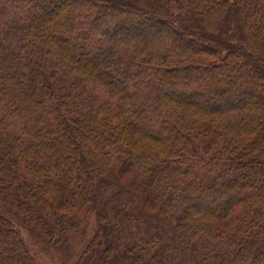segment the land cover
Returning <instances> with one entry per match:
<instances>
[{"label":"trees","instance_id":"trees-1","mask_svg":"<svg viewBox=\"0 0 264 264\" xmlns=\"http://www.w3.org/2000/svg\"><path fill=\"white\" fill-rule=\"evenodd\" d=\"M52 1L0 0V264H41L21 229L75 264H264V0Z\"/></svg>","mask_w":264,"mask_h":264},{"label":"rangeland","instance_id":"rangeland-1","mask_svg":"<svg viewBox=\"0 0 264 264\" xmlns=\"http://www.w3.org/2000/svg\"><path fill=\"white\" fill-rule=\"evenodd\" d=\"M55 2H56L55 0L52 1V3ZM61 2H66V1L62 0ZM54 11L55 8L53 12ZM136 29L137 28H135L134 32L137 33ZM123 31L126 32L125 29ZM21 231L26 239L28 246L31 247V249L35 252L34 255L41 264H75V260L78 259V250H79L78 248L71 249L67 252L60 251V253L53 252L49 254L38 249L37 244L34 241V238H32V236L29 235V232H27L25 229H21Z\"/></svg>","mask_w":264,"mask_h":264}]
</instances>
